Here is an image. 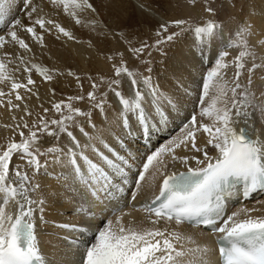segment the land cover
Returning <instances> with one entry per match:
<instances>
[{
  "label": "snow or ice",
  "instance_id": "obj_1",
  "mask_svg": "<svg viewBox=\"0 0 264 264\" xmlns=\"http://www.w3.org/2000/svg\"><path fill=\"white\" fill-rule=\"evenodd\" d=\"M212 2L204 0V11L214 17L216 10L210 6ZM50 3L62 8L77 26L90 27L95 31L101 23L87 18L89 13L98 16L91 0H50ZM188 3L194 5L196 0H188ZM22 4L29 25H24L21 19H12L9 25L8 17L16 8V0H0V25L8 28L5 34L0 35V107L7 106L10 111L21 108L20 103H13V95L15 101H25L21 90L39 99L38 94L32 92L31 86L35 85L31 78L33 71L45 82L53 81L54 74L63 75L39 64L29 65L21 53L7 52L8 45L18 47L23 53L32 51L25 39L18 35V30L26 32L41 47H44V34H53V30L56 39L61 36L68 40L76 39L60 23L39 15L33 0H22ZM139 6L149 10L143 4ZM231 6L235 7V3ZM39 11H43L42 7ZM240 11L243 12V5ZM34 14H37L35 18ZM170 26L179 30L169 33ZM254 28L251 20L245 19L237 20L231 28L215 19H208L200 25L177 19L160 25L154 44L144 42L139 47L129 46L128 52L137 59L146 49H154L167 58L169 50L187 46L190 50L199 49L201 57L206 60L204 49L216 40L221 43L226 40V48L239 51L231 60L226 59L229 51H219L213 67L203 79L200 119L194 113L181 128V135L147 155L139 170L135 180L137 189L149 174L152 182L160 178L158 194L143 206L152 226L133 225L131 222L126 226L123 218L129 214L123 212L115 216V220L102 222V226L91 234L90 241L85 240L82 245L79 241L73 242L83 248L81 264H185L184 258L189 253H206L207 249H178L177 244L191 238L157 227L161 222L179 225L185 221L212 226V231L217 234L219 264H264V215H253L258 211L255 208H240L230 215L225 213V200L238 184H243L245 197L257 188L264 190V138L255 127L257 119L264 124V92L257 95L252 88L253 74L258 69L264 70V38L251 44L250 38L257 35ZM261 35L264 36V26ZM148 54L151 56V51ZM117 55L120 61L112 64L111 77L102 76L99 82L89 77L92 90L87 92V100L93 108L106 115L105 108L110 103L106 97L108 92L113 93L119 104L117 119L125 133L134 136L135 129L150 132L151 122L157 121V117L166 122V113L176 108L177 101L154 81L151 61H141L149 65L145 69L146 75L129 68L124 53ZM107 59L113 61L114 57L108 56ZM16 61L19 62L16 68H11L10 65ZM20 65L24 66L23 72L27 74L26 82L15 75L20 71ZM229 67L234 68L231 79L226 78ZM245 72L247 76L242 83ZM67 75L75 77L78 87L83 88L76 73L68 71ZM126 81L129 95L123 91ZM101 85L107 91H101ZM50 91L55 95L54 88ZM98 93L102 99L98 100ZM84 99V95H78L68 97L67 103L52 102L50 108L42 109L44 115L38 114L31 125L21 116V123L14 129L20 140L9 138L6 145H0V264H49L42 255L36 233L35 215L39 212L43 222L44 205L47 203L38 175L54 177L65 195L80 200L76 211L92 219H95V214L89 208L101 202V193L105 194V199L113 198L111 188L114 181L124 178L130 158L121 156L112 148L103 139L102 132L97 137L91 136L77 119L84 117L91 127H96L91 120V112L82 111L73 104V101ZM23 111L25 116L32 115L27 103H24ZM50 111L58 114L59 118H46ZM238 124L246 127L241 126L237 130ZM74 128L87 137L88 142L82 144L74 134ZM23 129H27V134ZM249 130L256 133L255 138ZM198 133L207 137L202 146L197 141ZM44 135L54 138L57 143L41 150L39 143ZM64 135L70 143L62 146L58 142ZM97 143L110 155H105ZM120 143L123 146V141ZM209 149L215 154H210ZM178 150L185 154H179ZM14 157L20 163L13 165ZM166 157L186 170L168 172ZM132 199H136L135 194ZM10 204L15 205L14 212L9 211ZM56 227L88 235L86 228L77 225L57 224Z\"/></svg>",
  "mask_w": 264,
  "mask_h": 264
},
{
  "label": "bare ground",
  "instance_id": "obj_2",
  "mask_svg": "<svg viewBox=\"0 0 264 264\" xmlns=\"http://www.w3.org/2000/svg\"><path fill=\"white\" fill-rule=\"evenodd\" d=\"M123 2L124 6L122 7L118 5L116 0H100L98 4H94L97 8L98 16L89 13L87 14V18L97 19L101 23L97 29L93 31L90 27L77 26L70 16L63 13L62 9L48 7L45 1L40 0L36 4L38 6V14L44 16L46 19L50 18L60 23L63 27L71 31L76 39L68 40L63 36H61L60 39H56L53 30V34H44V47H41L34 42L26 32L18 30V35L25 39L32 51L23 53L18 47L12 45L6 47V51L9 53L18 52L23 54L25 61L29 65L35 63L47 67L50 70L63 73V75L54 74L53 81L45 82L34 71L32 72L31 78L35 81V85L31 86L32 92L37 93L39 99H37L35 95L26 94L21 90V94L25 95L24 102L27 103L28 109L32 112L30 116L32 122L36 120V115H44L42 109L50 108L52 102L64 101L67 103V98L70 96L84 95V100L73 101V104L82 111L91 112V120L95 124V128L89 125L86 118H77L85 131L93 137L99 136L102 132L103 139L111 145L112 148L121 156L130 158V163L125 169L124 178L114 181L121 189L114 190V187L111 188V191L113 189L112 192L114 193L111 199H105V194L101 193V202L89 208V211L95 214V219L76 211L77 207L80 205V200H73L70 196L65 195L54 177L45 175L37 176L38 182L45 189V199L47 203L44 205V221L42 222L40 220L41 214L39 212L35 215L36 233L42 255L49 264H81L83 248L82 246H75L76 244L73 245L72 243L74 240L72 238L68 240V232L70 234H79L83 236V240H80V242H84L85 240L90 241L92 239V232L84 236V234L78 232L56 227L57 224L87 225L94 222L98 223L96 225L100 227L105 217L106 220H115V216L120 215L122 212L126 213V211L129 210V212H127L129 215L123 218V222L126 226L131 222L133 225L151 227L152 225L147 219L148 215L143 212L135 211L129 206L126 208V211H124V209H117V212L114 214H112V210L118 206L120 199H124L125 201L127 198L128 200L129 196L132 194L136 195V201L143 202L159 191L160 178L152 182L150 174L139 189L136 187L135 180L147 155L165 145L170 139L181 135V128H183L184 124L190 119L188 111L197 114L198 119H200L198 114L200 110L203 79L205 74L213 66H204L203 60L196 55L199 49L190 50L187 46H182L180 50H169V56L167 58L162 57L154 49H146L138 59L134 58L128 52L129 46L139 47L141 43L146 42L149 44L151 41L154 44L158 37L156 36L157 31L153 32L152 29H159L160 25L166 20V15L161 11H155L149 4H143L149 9L148 11L141 9L139 5L142 3H140L139 0H123ZM166 2L172 4L171 2ZM21 5L22 0H16V8L8 17L7 22L9 25L12 19H21L24 25H29V20L21 10ZM244 5H248L246 7L248 9L250 7H256L252 12L255 16L253 20L249 18L245 19L251 20L255 25L253 31L256 32L257 35L250 38V43L256 44L258 39L264 38V36L261 35V28L264 26V0H245ZM41 7L43 9L42 12L39 11ZM184 14L188 13L184 12ZM35 15L37 14H34V18ZM234 16H237V13L234 14L233 17ZM260 16H262V18H260ZM150 19H152L151 27L149 26ZM0 29H2L0 30V35L5 34L8 30L5 25H0ZM37 30L39 31V29ZM101 32H103L104 35H100ZM116 33H120L121 35H117ZM225 36H227L226 33ZM128 42H130V44ZM149 51H151V56L148 54ZM174 51L176 53L175 56L173 55ZM118 53H124V60L127 61L129 68L146 75L148 73L145 72V69L149 67V65L147 63H141V61H151L154 81L160 83L163 89L177 101L176 108L166 113L168 116L166 122L160 121L159 117H157V121L151 122L152 126L150 132L135 129L134 136H129L125 133L117 119L119 104L113 93L108 92L106 97L107 101L110 102L105 108L106 115L100 110L93 108L87 100V92L92 90L89 77H92L97 82H99V78L102 76L105 78L111 77L113 75L112 64H118L120 61V57L117 55ZM210 53L211 52H209L207 58L208 61H211V64L214 65L215 59L212 58V54ZM108 56H113L114 60L109 61L107 59ZM177 61H179V63ZM18 63L19 62L16 61L14 64L10 65V67L15 69ZM250 66L251 64L249 63L248 67ZM19 67L20 71L16 72L15 75L26 82L27 74L23 72L24 66L20 65ZM68 71L76 73L80 78V82L83 84L82 89L78 87L75 77L67 75ZM233 73L234 68L229 67L226 72V78L231 79ZM246 76L247 73L245 72L244 76L241 78L242 83L245 82ZM262 76H264V70L258 69L252 77V88L257 95H259L260 92H264V79H261ZM178 80L179 83L177 82ZM51 88L55 89V95L50 91ZM100 90L107 91L104 85H101ZM5 91H7V89H5ZM123 91L126 95L130 94L127 81L124 83ZM97 97L98 100L102 99L99 93ZM12 99L13 103H18L15 101L14 95ZM21 111V109H13L10 111L7 106L0 107V123L11 126L9 118H12V120L13 116L19 118ZM53 114L55 113L50 111L47 113L46 118L52 119V117H49ZM22 116L26 121L30 119L29 116L24 115V112ZM204 122L207 123L208 121L205 120ZM241 126L246 127V125L238 124L236 125L237 130H239ZM255 127L260 130L261 136L264 138V124H262L259 119H257ZM72 130L82 144L88 142V138L83 136L78 129L74 128ZM249 132L250 135L255 138L256 133L251 130H249ZM3 136L4 137H0V145H6L9 138H11L8 135ZM206 138L207 137L203 133H198V144L202 146ZM121 141H123V146L120 143ZM144 141H147L148 144L146 145ZM56 143L57 141L54 138L46 136L43 140H40L39 147L41 150H44ZM58 143L64 146L68 145L70 141L69 138L64 135ZM97 146L100 147L101 151H104L105 155H110V153H108L106 149H103L98 143ZM209 151L210 154H215L214 150L209 149ZM178 153L181 155L185 154L180 150H178ZM89 155H91L90 152ZM165 160L169 165L167 168L168 172L186 170L179 164H173L167 157ZM16 163H20V161L18 158L14 157L13 165ZM192 166L195 167V164ZM57 171H59V169H57ZM128 184H131L130 192L128 190ZM123 190H127L126 196L123 195ZM111 200H116L118 202ZM108 201H110L111 206L107 207L106 203ZM131 206L135 209L133 203ZM240 208H255L258 211L254 212L253 215H264V193L260 192L259 195L252 196L251 199H246L243 201V204H233L229 212L231 214ZM9 211H15L14 204L9 205ZM97 215H100V217L96 222ZM88 227L92 228L91 225ZM157 227L167 228L169 231H175L186 238H191L190 240L184 239L180 244H177L176 246L178 249L183 248L185 251L197 248L207 249L206 253H189L184 258L185 264H201V262L202 264H216L214 242L208 232L184 223L176 225L174 222L168 224L161 222ZM75 250H80L81 252V255L78 253L80 255L78 260H75V256H79L76 254Z\"/></svg>",
  "mask_w": 264,
  "mask_h": 264
},
{
  "label": "rangeland",
  "instance_id": "obj_3",
  "mask_svg": "<svg viewBox=\"0 0 264 264\" xmlns=\"http://www.w3.org/2000/svg\"><path fill=\"white\" fill-rule=\"evenodd\" d=\"M39 1L40 0H33V3L37 4ZM43 1H45L48 4V7H53L55 9H62V8H56V7L52 6L50 3V0H43ZM99 1L100 0H91V2L93 4H98ZM116 1L120 7L124 6L123 0H116ZM139 1L142 4L151 5L155 11H157V12L161 11L164 15H166L165 16L166 20L162 24H166V23H169V22L177 20V19H184V20L190 21V23H192L194 25H200L208 19H215L217 22H222L224 25L231 28V27H234L236 21L239 19L249 18V19L253 20V18L255 16L252 12L256 8V7H250L249 9L246 8L248 5H244L245 0L244 1L243 0H213V2L210 5L211 7H213L216 10V15L213 17L209 13L204 11V7H205L204 0H196V3L194 5L189 4L188 0H139ZM166 1L171 2L172 4H168ZM233 2L235 3V7L231 6ZM241 5H244L243 6V12H241L239 10ZM21 10L23 11V4L21 5ZM184 12H187L188 14H184ZM236 13H237V16L233 17V15ZM260 18H262V16H260ZM149 26L150 27L152 26V19H150V21H149ZM159 29H157V30L152 29V31L155 32V31H158ZM178 30L179 29L174 27V26L169 27V33L173 32V31H178ZM226 43H227L226 41L224 43H221V41L219 43V40L213 41L208 47H206L204 49V54H203L204 57L207 58L209 52H211L210 54H212V58L216 59L219 51L226 50V51H229V53H230L226 59L231 60L234 56H236L238 54L239 49H235V48L228 49L225 47ZM152 44H153V42L151 41L149 43V45H152ZM196 55H197V57H199L203 60L204 66H207V65H208V67L210 65L213 66V64H211V61H208V58L205 60L201 57L200 50L197 51ZM18 103L21 104L20 109L22 110L19 118L17 117L15 120H12V118H9V121H11V127H4V124L0 123V137H4L3 135H8L9 137L14 138L16 141L20 140V136H19L18 132H16V131L15 132H9V131H14L15 126L17 124L21 123L20 117L22 116V113L24 112L23 108H24L25 102H18ZM13 113H15V112H13ZM188 114H190L189 118H191V116L193 115V113H190L189 111H188ZM172 115H173V112H172ZM51 117L52 118H56V117L59 118V115L55 113V114L51 115L49 118H51ZM29 118L30 119L27 122L29 123V125H31L32 124V118L30 116H29ZM58 118H56V119H58ZM35 119H37V115H36ZM23 130L25 131V134H27V129H23ZM44 137H46V135L42 136L41 140H43ZM4 142H5V140H4ZM123 200L124 199L119 200V205L121 204V202H123ZM111 201L118 202L116 200H111ZM127 201L128 200L126 198L124 201V204L127 205L128 204ZM110 204H111L110 201H108L106 203L107 207L111 206ZM120 206L122 207V209H124V211H126L127 207H124L125 205L124 206L120 205ZM105 208H106V206H105ZM127 212H129V210H127L126 213ZM140 214H142V213H140ZM106 221L107 220L105 219L104 222H106ZM96 222H97V220H96ZM91 223L87 224V225L88 226L91 225L92 228L85 225V227H87V230H89L88 233L89 232L94 233L98 229V226L96 225L98 223H94V222H91ZM77 226H81V227L85 228L83 225H77ZM67 236L69 237L68 240H71V238L74 241H79V242H80V240H83V236H81L79 234H70L68 232ZM80 243L82 245L83 242L81 241ZM72 244L74 245L75 243H72ZM75 246H77V245H75Z\"/></svg>",
  "mask_w": 264,
  "mask_h": 264
}]
</instances>
